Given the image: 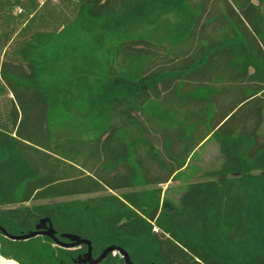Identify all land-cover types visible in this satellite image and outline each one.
I'll use <instances>...</instances> for the list:
<instances>
[{
	"label": "trees",
	"instance_id": "16d2710c",
	"mask_svg": "<svg viewBox=\"0 0 264 264\" xmlns=\"http://www.w3.org/2000/svg\"><path fill=\"white\" fill-rule=\"evenodd\" d=\"M263 125L264 0H0L11 235L49 218L94 257L116 245L133 264H264ZM209 141L222 159L201 170ZM86 252L0 231L18 264Z\"/></svg>",
	"mask_w": 264,
	"mask_h": 264
},
{
	"label": "water",
	"instance_id": "95a60500",
	"mask_svg": "<svg viewBox=\"0 0 264 264\" xmlns=\"http://www.w3.org/2000/svg\"><path fill=\"white\" fill-rule=\"evenodd\" d=\"M0 231L11 240H28L34 238L38 235H44L50 238L56 245H59L63 248H77L82 245L87 246V252L84 253L81 257L74 260V264H101L103 260L110 254L116 253L119 254L123 259L124 264H133L129 258V255L119 246L112 245L107 247L98 257H94L92 255V246L91 243L80 236L75 234L65 233L62 234L61 237L68 240V242H62L56 236V232L52 226V223L49 218H43L39 221V223L35 227V231L21 234V235H11L9 234L3 227L0 226Z\"/></svg>",
	"mask_w": 264,
	"mask_h": 264
},
{
	"label": "rangeland",
	"instance_id": "374dc122",
	"mask_svg": "<svg viewBox=\"0 0 264 264\" xmlns=\"http://www.w3.org/2000/svg\"><path fill=\"white\" fill-rule=\"evenodd\" d=\"M39 1H45V0H39ZM53 3H59L60 0H51ZM262 131L264 132V125L262 127ZM222 159V155L219 152L218 147L216 146V144L214 142H206L203 147L198 151L197 156L195 158V160L193 161L194 164H196L197 166H199V168L201 170H206V169H215L220 160ZM191 181L194 180H189V181H182V182H169L168 184H166L164 186V189L168 188V187H174V188H178L180 186H183ZM175 197L177 198L178 195L177 193L175 194ZM64 199H58L57 201H61ZM0 263L1 264H5L6 260L3 259L0 256Z\"/></svg>",
	"mask_w": 264,
	"mask_h": 264
},
{
	"label": "built area",
	"instance_id": "2783aa9c",
	"mask_svg": "<svg viewBox=\"0 0 264 264\" xmlns=\"http://www.w3.org/2000/svg\"><path fill=\"white\" fill-rule=\"evenodd\" d=\"M114 254H116V253H114ZM10 262H14L15 264H18L17 262L12 261V260H6V263H5V264H8V263H10ZM0 264H1V263H0Z\"/></svg>",
	"mask_w": 264,
	"mask_h": 264
},
{
	"label": "bare ground",
	"instance_id": "6f19581e",
	"mask_svg": "<svg viewBox=\"0 0 264 264\" xmlns=\"http://www.w3.org/2000/svg\"><path fill=\"white\" fill-rule=\"evenodd\" d=\"M8 264H11V262H10V263H8Z\"/></svg>",
	"mask_w": 264,
	"mask_h": 264
}]
</instances>
